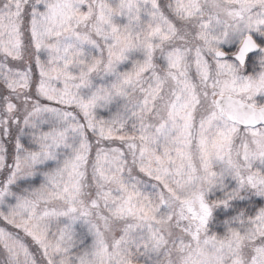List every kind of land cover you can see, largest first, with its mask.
Returning <instances> with one entry per match:
<instances>
[{
    "label": "snow or ice",
    "instance_id": "1",
    "mask_svg": "<svg viewBox=\"0 0 264 264\" xmlns=\"http://www.w3.org/2000/svg\"><path fill=\"white\" fill-rule=\"evenodd\" d=\"M0 264H264V0H0Z\"/></svg>",
    "mask_w": 264,
    "mask_h": 264
}]
</instances>
